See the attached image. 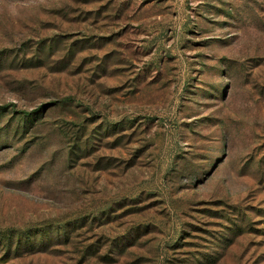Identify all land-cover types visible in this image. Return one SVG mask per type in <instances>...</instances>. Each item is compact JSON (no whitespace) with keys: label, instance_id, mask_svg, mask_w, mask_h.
<instances>
[{"label":"rangeland","instance_id":"obj_1","mask_svg":"<svg viewBox=\"0 0 264 264\" xmlns=\"http://www.w3.org/2000/svg\"><path fill=\"white\" fill-rule=\"evenodd\" d=\"M0 227L46 232L0 264H264V0H0Z\"/></svg>","mask_w":264,"mask_h":264},{"label":"trees","instance_id":"obj_2","mask_svg":"<svg viewBox=\"0 0 264 264\" xmlns=\"http://www.w3.org/2000/svg\"><path fill=\"white\" fill-rule=\"evenodd\" d=\"M14 232V228L2 229L0 227V243L6 247L7 254L13 253L14 249L18 254L17 252L21 246H40L43 243L42 236L46 233L43 229L37 227L26 228L23 233L18 232V234H15Z\"/></svg>","mask_w":264,"mask_h":264}]
</instances>
